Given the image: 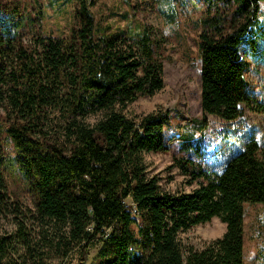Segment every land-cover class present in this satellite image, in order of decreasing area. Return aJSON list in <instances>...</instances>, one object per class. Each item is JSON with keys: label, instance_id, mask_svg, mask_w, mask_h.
Here are the masks:
<instances>
[{"label": "trees", "instance_id": "trees-1", "mask_svg": "<svg viewBox=\"0 0 264 264\" xmlns=\"http://www.w3.org/2000/svg\"><path fill=\"white\" fill-rule=\"evenodd\" d=\"M200 117H184L176 167L190 192L171 193L149 176L144 154L169 149L172 110L128 116L127 105L163 88V65L150 26L112 32L99 27L96 0L72 6L67 34L19 36L24 16H0V264H53L76 253L85 264H245L244 203H264V144L250 138L208 170L200 138L207 115L232 120L244 104L264 113L249 92L246 48L264 39V0H198ZM199 139V140H198ZM196 140L195 151L191 141ZM192 155H195L192 156ZM29 180L34 209L9 193L6 171ZM129 198L130 203L125 199ZM217 217L220 237L201 249L179 233Z\"/></svg>", "mask_w": 264, "mask_h": 264}, {"label": "rangeland", "instance_id": "rangeland-1", "mask_svg": "<svg viewBox=\"0 0 264 264\" xmlns=\"http://www.w3.org/2000/svg\"><path fill=\"white\" fill-rule=\"evenodd\" d=\"M16 6L24 16L19 36L25 42H29L35 32L55 36L67 34L73 24V8L63 5L62 0H0V16L7 17ZM91 10L97 25L112 32L135 28L138 24L151 27L163 65V88L151 96L138 98L124 110L128 116H140L157 109L172 110V127L165 132L169 149L144 154V162L148 175H156L165 190L171 193L190 192L196 183L188 185L178 169L170 167L173 158L183 154L179 149L180 141L171 137L185 124L179 115L188 118L202 115L197 46L201 31L199 19L205 7L198 0H96ZM258 48V51H253L248 47L243 52L247 61L245 76L250 94L256 101L264 102V39L259 41ZM240 107L242 114L232 120L210 114L206 116V128L195 137L201 140L204 168L220 170L223 162L238 152L250 138L256 139L260 145L264 144V113L244 104ZM0 144L13 154L12 145L4 133L0 134ZM191 144L190 149L195 151L196 140ZM6 178L9 194L34 209L29 180L23 178L18 170L11 175L6 171ZM125 202L130 203V199H125ZM243 208L244 262L264 264V203H244ZM3 228L11 231L12 225L7 224L0 214V232ZM224 230L225 224L213 217L208 222L181 231L179 239L183 246L201 249L210 240L220 237ZM97 250V244L89 247L85 264H98ZM77 256L72 253L53 264H74Z\"/></svg>", "mask_w": 264, "mask_h": 264}]
</instances>
